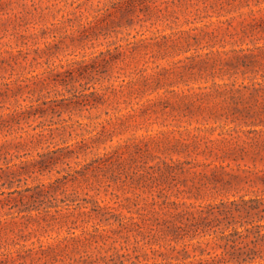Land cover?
I'll return each instance as SVG.
<instances>
[{
  "label": "rangeland",
  "instance_id": "374dc122",
  "mask_svg": "<svg viewBox=\"0 0 264 264\" xmlns=\"http://www.w3.org/2000/svg\"><path fill=\"white\" fill-rule=\"evenodd\" d=\"M0 264H264V0H0Z\"/></svg>",
  "mask_w": 264,
  "mask_h": 264
}]
</instances>
